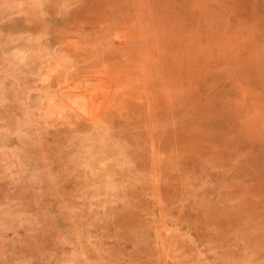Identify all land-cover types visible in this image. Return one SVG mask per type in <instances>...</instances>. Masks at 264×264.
Instances as JSON below:
<instances>
[{
	"label": "clouds",
	"instance_id": "clouds-1",
	"mask_svg": "<svg viewBox=\"0 0 264 264\" xmlns=\"http://www.w3.org/2000/svg\"><path fill=\"white\" fill-rule=\"evenodd\" d=\"M0 264H264V0H0Z\"/></svg>",
	"mask_w": 264,
	"mask_h": 264
}]
</instances>
